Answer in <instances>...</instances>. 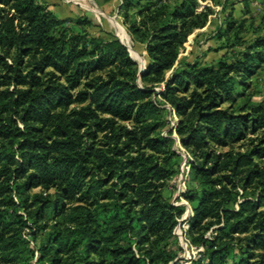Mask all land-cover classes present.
I'll return each instance as SVG.
<instances>
[{"label": "trees", "instance_id": "16d2710c", "mask_svg": "<svg viewBox=\"0 0 264 264\" xmlns=\"http://www.w3.org/2000/svg\"><path fill=\"white\" fill-rule=\"evenodd\" d=\"M199 6L120 1L146 52L139 74L91 19L0 0V264H31L34 251L37 264L173 262L185 212L165 195L181 162L173 133L188 153L186 234L203 248L190 264H264V86L256 101L252 85L264 35L246 42V20L228 13L216 36L243 47L173 68L212 13Z\"/></svg>", "mask_w": 264, "mask_h": 264}, {"label": "rangeland", "instance_id": "374dc122", "mask_svg": "<svg viewBox=\"0 0 264 264\" xmlns=\"http://www.w3.org/2000/svg\"><path fill=\"white\" fill-rule=\"evenodd\" d=\"M45 2L49 9L54 11L60 18H75L86 17L92 20V26L87 27V30L92 35H102L104 37L119 38L129 50L131 57L136 60L138 67L145 66L144 45L134 43L127 34L123 25V18L118 14V8L121 0H41ZM178 0H169V4L173 5ZM199 2V9L202 6H209L212 13L209 14L206 25L202 28L195 29L188 37L186 42L180 48L177 60L173 68L178 67L184 62H200L202 64L213 63L223 57L229 56L232 50H240L241 47H226L228 44L226 38L223 36L219 38L216 36V31L219 28H225L224 18L228 13L233 14L237 19H245V31L241 34L246 42H251L257 35H264V0H197ZM257 30V31H255ZM167 72V75L172 71ZM252 85L256 89L254 100L259 101L263 97L264 86V70L259 71L254 79ZM156 89H159L158 87ZM169 116V115H168ZM165 134V131H163ZM175 138L173 148L180 154L181 162L178 166V174L175 176L173 182L178 184V180L182 175L181 181L184 182L185 188L188 184V175L186 177V165L184 171L181 170V165L184 156L187 157V151L180 145L175 133L172 134ZM172 182V181H171ZM183 186L181 185V188ZM181 193L177 194L171 187L165 190V195L170 198V202L176 205H184L185 211L188 210L184 219L179 218L178 223L174 228V234L177 242L181 248L178 251V256L172 264H190L192 260H196L201 256L198 254L196 247L188 240L186 234V218L190 214V207L186 200L181 197ZM185 213V212H184ZM188 226V225H187ZM208 235V233H207ZM35 242L30 241V246L34 249ZM36 254L31 260V264H37ZM170 263V264H171Z\"/></svg>", "mask_w": 264, "mask_h": 264}, {"label": "built area", "instance_id": "2783aa9c", "mask_svg": "<svg viewBox=\"0 0 264 264\" xmlns=\"http://www.w3.org/2000/svg\"><path fill=\"white\" fill-rule=\"evenodd\" d=\"M165 107L168 109V112H169L168 120H169L170 127H173L175 125V122H176V117H175L174 113L172 112V110L170 109L169 105L165 104ZM186 159H187V157L184 156V160H183V163L181 165V170L184 171V166L186 165V167H187L186 177H187L188 165L186 164ZM182 175H181L180 179L178 180V184H175V191L177 194L181 193L185 189L184 182L181 181ZM181 185L183 186L182 188H181ZM187 212H188V210L185 211V213L181 216V219L185 218V216L187 215ZM185 227L186 228L188 227L187 224ZM196 249H197L198 254L203 251L202 246H198V247H196Z\"/></svg>", "mask_w": 264, "mask_h": 264}, {"label": "water", "instance_id": "95a60500", "mask_svg": "<svg viewBox=\"0 0 264 264\" xmlns=\"http://www.w3.org/2000/svg\"><path fill=\"white\" fill-rule=\"evenodd\" d=\"M119 39V38H118ZM119 41L123 44V45H125L120 39H119ZM126 46V45H125ZM127 47V46H126ZM128 50V49H127ZM128 52H129V50H128ZM129 56L131 57V55H130V53H129ZM132 58V57H131ZM133 59V58H132ZM134 60V59H133ZM134 61H136V60H134ZM144 65L143 66H139V74H140V72L144 69ZM172 137H174V136H172ZM172 264V263H171ZM174 264V263H173Z\"/></svg>", "mask_w": 264, "mask_h": 264}]
</instances>
